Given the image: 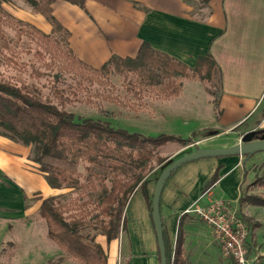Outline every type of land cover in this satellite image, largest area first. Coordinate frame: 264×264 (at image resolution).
Masks as SVG:
<instances>
[{
    "label": "crops",
    "instance_id": "crops-1",
    "mask_svg": "<svg viewBox=\"0 0 264 264\" xmlns=\"http://www.w3.org/2000/svg\"><path fill=\"white\" fill-rule=\"evenodd\" d=\"M52 10L70 34L72 52L92 68H100L111 56H135L142 42L189 68L195 67L199 58L210 56L219 71L217 115L213 123L197 121L196 131L209 132L190 138L198 148H227L249 132L264 131V0H208L197 18L187 14L191 8L182 0H85L87 12L57 0ZM38 16L29 15L31 19L25 21L49 34L50 26ZM167 103L160 108H166ZM170 113L179 117L175 110ZM231 134L234 137L227 138ZM180 151L179 147L169 158ZM263 154H255L245 163L244 157L197 160L183 165L169 178L160 198V216L172 253L177 239L181 242V264L234 263L222 255L211 229L187 211L197 202L203 206L208 198L218 199L228 202L240 218L250 219L249 214L259 223L257 212H253L259 207L240 209L238 201L253 178L247 172V162ZM0 171L20 195L27 217L37 212L43 199L62 193L47 185L43 174L30 162L29 149L2 137ZM215 174L218 179L210 185ZM155 184L149 190L151 198ZM137 195L141 196L134 204L137 220L130 214V222L124 223L119 238L112 241L107 264H160L147 199L135 191L128 209ZM250 224L254 227L249 232L247 248L261 264L264 242L255 233L258 227L254 220Z\"/></svg>",
    "mask_w": 264,
    "mask_h": 264
},
{
    "label": "trees",
    "instance_id": "trees-1",
    "mask_svg": "<svg viewBox=\"0 0 264 264\" xmlns=\"http://www.w3.org/2000/svg\"><path fill=\"white\" fill-rule=\"evenodd\" d=\"M23 1L33 14L45 19L50 33L43 34L33 25L12 17L2 9L0 0V67L20 66L25 71V63L19 62L15 52L18 42L25 37L37 48L33 56L46 70L43 76L48 78V86H43L50 87L55 103L43 97L38 84L6 79L0 74V137L29 148L30 162L50 188L77 192L66 203L60 202L59 196L41 201L39 214L47 225L48 238L74 264H107L106 253L94 243L95 235L102 234L108 241L119 238L124 229L122 216L135 191L147 199L151 219L152 198L147 183L153 164L160 166L164 162L159 149L167 143L184 148L192 142L172 135L146 137L129 133L108 121L78 120L64 108L73 102L89 103L83 98L91 93L101 101L122 106L132 100L162 103L179 94L184 79L192 78L208 84L216 82L218 91L219 71L208 55L189 68L146 42L141 43L133 57L111 56L100 68H92L75 56L69 47L68 30L53 16L52 4L57 0ZM62 1L87 12L85 0ZM204 2L207 4L208 0ZM6 28L16 32L13 42L7 38ZM30 76L34 78L32 73ZM107 88L110 93L117 92L116 98L105 94ZM193 138L197 137L193 134ZM70 167L81 168L85 175ZM81 176L84 180L79 182ZM217 179L215 174L210 185ZM253 186L262 192L254 193ZM238 206L264 208V173L260 177L255 175L242 190ZM241 219L250 232L254 227L251 220L244 216ZM162 233L167 264H181L180 240L177 239L172 253L163 223ZM248 255L251 256L249 250Z\"/></svg>",
    "mask_w": 264,
    "mask_h": 264
},
{
    "label": "rangeland",
    "instance_id": "rangeland-1",
    "mask_svg": "<svg viewBox=\"0 0 264 264\" xmlns=\"http://www.w3.org/2000/svg\"><path fill=\"white\" fill-rule=\"evenodd\" d=\"M182 1L191 8V11L187 14L193 18H197L198 13H202L200 10L203 9V7H206L204 0ZM1 7L6 13L22 22H26L25 20H28L27 18L31 19L29 15L37 16L30 11L23 0H1ZM27 12L29 14H27ZM4 31L11 42L16 40L17 37L15 31L11 28H6ZM11 46L14 45L11 43ZM35 48L36 46L33 43H29L25 37H22L21 41L18 42V45L16 46L15 52H17L20 57L19 62L21 61L25 63V71H22L24 68L22 67L21 69L20 66H12L9 68L0 67V74L6 79L11 78L14 81L22 79L38 84L43 97L49 99L50 102L55 103L52 94L53 92L50 87L44 88L43 86V84L48 86V78L43 76L46 72L45 68L40 65L41 63L38 62L37 57L33 56V53L37 49ZM28 51L30 53H28ZM34 70L36 71L35 74ZM31 73L34 75L33 79L30 76ZM180 87L181 90L179 94L169 100V102L153 103V101H143L140 103L132 100L130 101V104L126 105L124 103V106H122L115 105L110 101H101L94 96V93H91L89 97L86 96L83 98L84 100L87 99L89 103L73 102L70 106H66L64 109L67 112L72 113L78 120L90 118L104 122L108 121V123L115 128H121L129 133H138L146 137H154L164 134L174 135L187 141L190 140V138H193V134L195 137H202L204 136L202 134L207 131H196L197 121L208 120L213 123V120L217 115L218 91L216 88V82L208 84L201 79H184L181 82ZM105 94L111 98H116L115 96L118 95L117 92L110 93L109 88H107ZM165 103L168 105L166 104V108L161 109L160 106H163ZM99 104L101 106L100 109L97 108V105ZM171 110L177 111L179 117L172 115L170 113ZM218 131L221 130H216L215 132ZM186 132L191 134L190 137L187 135L184 136ZM233 137L234 135L232 134L227 136V138ZM15 144L19 145L17 143ZM179 147L181 149L180 152L187 148H181V145L177 143H167L159 149V156L164 159V162L160 166L153 164V169L148 175L147 187L149 190H153V185L168 162L178 158L180 152L170 158L169 156ZM261 156V158L255 159V161L247 162V172L249 173L250 178L253 177L251 182L255 175L260 177L264 173V154ZM73 168L74 167H70V170ZM74 169H77L80 173L85 175V171L81 168ZM78 180L79 182H82L84 180L83 176ZM252 190L255 191L254 193L262 192L254 186ZM61 191L62 193L58 195L59 197H56H58V200L62 203L69 202L77 195L76 190L70 191L65 189ZM140 197V195L135 197L130 205V209H128V204L121 219L122 223L124 222L127 224L130 214L132 215V218L135 217V220H137L138 210L137 205L134 207V204ZM22 203L24 204L20 199V195H18L17 191L8 184L5 173L0 171V264H74L68 256L48 238L47 225L41 218L39 209L33 214V216L30 215L27 217L29 213L27 215V208H23ZM28 204L29 203H27V205ZM253 212H257L255 216L256 220L259 221V223H257L259 224L258 229L255 230V233L259 236L262 242H264V208H255L253 209ZM248 216H251L250 219L254 220V223L256 224L255 217L249 214ZM91 234H93V232H91ZM94 243L98 244L104 250L106 255H109L112 241H108L104 235L98 233L94 237ZM218 256L219 258L221 257L219 254ZM251 256H253V253H251ZM214 259L217 258L214 256Z\"/></svg>",
    "mask_w": 264,
    "mask_h": 264
},
{
    "label": "water",
    "instance_id": "water-1",
    "mask_svg": "<svg viewBox=\"0 0 264 264\" xmlns=\"http://www.w3.org/2000/svg\"><path fill=\"white\" fill-rule=\"evenodd\" d=\"M258 153H264V131L249 132L241 137L239 143L227 148L200 149L197 148L195 143H193L191 146L180 152L177 159L168 162L156 181L151 202V219L156 236L160 264H167L160 216V198L169 178L183 165L197 160L244 157L245 163Z\"/></svg>",
    "mask_w": 264,
    "mask_h": 264
},
{
    "label": "built area",
    "instance_id": "built-area-1",
    "mask_svg": "<svg viewBox=\"0 0 264 264\" xmlns=\"http://www.w3.org/2000/svg\"><path fill=\"white\" fill-rule=\"evenodd\" d=\"M187 213L194 214L211 229L224 257L234 264H258V256L248 255L249 232L228 202L208 198L205 205L197 202Z\"/></svg>",
    "mask_w": 264,
    "mask_h": 264
}]
</instances>
